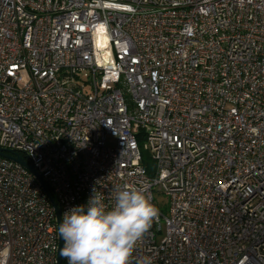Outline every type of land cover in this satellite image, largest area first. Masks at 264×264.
Wrapping results in <instances>:
<instances>
[{"label":"built area","instance_id":"2783aa9c","mask_svg":"<svg viewBox=\"0 0 264 264\" xmlns=\"http://www.w3.org/2000/svg\"><path fill=\"white\" fill-rule=\"evenodd\" d=\"M0 148L61 222L94 187L164 194L130 264H264V0H0ZM57 249L0 156V264Z\"/></svg>","mask_w":264,"mask_h":264},{"label":"clouds","instance_id":"9594fccd","mask_svg":"<svg viewBox=\"0 0 264 264\" xmlns=\"http://www.w3.org/2000/svg\"><path fill=\"white\" fill-rule=\"evenodd\" d=\"M107 200L111 203L94 187L86 205L64 212L59 254L68 264H130L137 242L158 219L143 188L117 185Z\"/></svg>","mask_w":264,"mask_h":264},{"label":"water","instance_id":"95a60500","mask_svg":"<svg viewBox=\"0 0 264 264\" xmlns=\"http://www.w3.org/2000/svg\"><path fill=\"white\" fill-rule=\"evenodd\" d=\"M0 156L7 158L9 160L15 161L19 164H21L24 168H26L35 178L36 180L40 183L42 186L45 194L47 195L51 205L54 208L55 211V216H56V224H57V229H58V249H57V257H56V264H62L63 262V257L60 256L59 250L60 248L63 247V240L60 238L59 234V224L61 222V217H60V208L52 196L50 190L46 186L45 180L41 177V175L36 171V169L33 167V165L28 161L27 158L17 154L13 153L11 151H5L0 148Z\"/></svg>","mask_w":264,"mask_h":264},{"label":"rangeland","instance_id":"374dc122","mask_svg":"<svg viewBox=\"0 0 264 264\" xmlns=\"http://www.w3.org/2000/svg\"><path fill=\"white\" fill-rule=\"evenodd\" d=\"M154 202L157 208L163 213L167 214L169 209V199L160 191L154 192Z\"/></svg>","mask_w":264,"mask_h":264},{"label":"trees","instance_id":"16d2710c","mask_svg":"<svg viewBox=\"0 0 264 264\" xmlns=\"http://www.w3.org/2000/svg\"><path fill=\"white\" fill-rule=\"evenodd\" d=\"M142 165L147 170L148 174L153 173L154 164L147 151L141 150Z\"/></svg>","mask_w":264,"mask_h":264}]
</instances>
